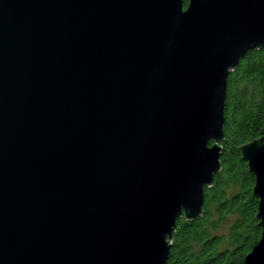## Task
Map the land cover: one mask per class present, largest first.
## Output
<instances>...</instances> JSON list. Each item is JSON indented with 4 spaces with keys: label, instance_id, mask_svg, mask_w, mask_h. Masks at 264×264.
I'll return each instance as SVG.
<instances>
[{
    "label": "water",
    "instance_id": "1",
    "mask_svg": "<svg viewBox=\"0 0 264 264\" xmlns=\"http://www.w3.org/2000/svg\"><path fill=\"white\" fill-rule=\"evenodd\" d=\"M263 47L264 0H0V264H166ZM241 152L264 264V138Z\"/></svg>",
    "mask_w": 264,
    "mask_h": 264
},
{
    "label": "trees",
    "instance_id": "2",
    "mask_svg": "<svg viewBox=\"0 0 264 264\" xmlns=\"http://www.w3.org/2000/svg\"><path fill=\"white\" fill-rule=\"evenodd\" d=\"M224 119L221 170L204 189L202 214L177 221L166 264H244L261 239L256 177L241 148L264 138V47L249 51L228 77Z\"/></svg>",
    "mask_w": 264,
    "mask_h": 264
}]
</instances>
